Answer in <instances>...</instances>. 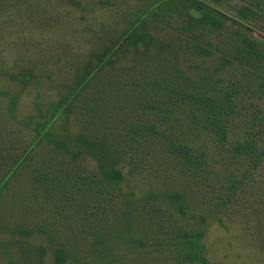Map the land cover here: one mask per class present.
<instances>
[{"label": "rangeland", "instance_id": "374dc122", "mask_svg": "<svg viewBox=\"0 0 264 264\" xmlns=\"http://www.w3.org/2000/svg\"><path fill=\"white\" fill-rule=\"evenodd\" d=\"M145 1L0 0V264H264V164L222 205L169 158L148 152L145 164H128L127 156L110 147L124 122L109 129L112 117H106L99 125L111 139L106 147L113 149L99 157L87 146L94 132L87 126L88 109L74 103L65 112L53 111L88 65L95 66L104 44L129 21V12ZM240 29L264 41L258 26L252 32ZM153 31L166 35L157 25ZM214 42L213 54L182 56L181 68L207 90L228 78L242 80L244 112L253 114L255 101L263 107L260 72L246 63L241 69V57L230 58L233 52L219 39ZM155 53L156 48L134 53L115 66L145 65L141 69L149 74L161 62ZM110 80L98 76L88 90ZM103 90V99H112ZM210 152L209 163L220 170V154L215 147ZM100 158L122 171V181L110 187L105 179L102 183ZM55 165L77 166V175L68 177ZM36 170L43 171L46 184L34 182ZM92 171L104 193L89 187ZM184 232L197 240L194 249L202 259L184 258L189 253Z\"/></svg>", "mask_w": 264, "mask_h": 264}, {"label": "trees", "instance_id": "16d2710c", "mask_svg": "<svg viewBox=\"0 0 264 264\" xmlns=\"http://www.w3.org/2000/svg\"><path fill=\"white\" fill-rule=\"evenodd\" d=\"M147 1L141 9L129 12V21L117 36L104 44L95 66L88 65L77 85L62 97L53 111L65 112L74 103H79L81 109H88L87 126L94 130L89 131L93 142L87 146L95 147L99 157L106 149L113 154L116 146L121 152L119 156H127L128 164L133 168L148 161V152L169 158L180 165V173L201 183L205 191L216 194L222 205L228 204L264 164V99L261 100L263 107L255 101V112L247 116L244 112L246 100L238 89L243 87L242 80L228 78L217 88L202 89L188 70L181 68V58L213 54L214 38H217L221 47L233 52L230 58L241 57L240 68L246 63L260 72L258 90L264 95V41L240 29L243 27L252 32L254 26H258L264 30V0H241L239 5H233L234 0ZM156 25L167 36L154 32ZM215 47L220 48L219 45ZM155 48L157 61L162 62L156 71L151 69L148 74L146 69H141L145 65L136 70L126 64L115 66L119 59L124 60L134 53L145 55ZM230 58L221 57L224 63L238 65ZM153 75L160 76V80ZM98 76L111 80L105 86L99 84L88 90ZM103 87L109 94L111 92L112 99H103L106 95ZM127 107L131 111L123 112ZM106 117H112L109 129L116 126L115 123H125L123 130L114 131L115 144L110 146L113 149L106 147L111 139L99 128L106 124ZM213 147L221 156L220 170L209 163ZM71 153L76 154L72 150ZM109 157L113 158L110 154ZM101 161L102 183L105 179L106 186L110 187V183L122 181L123 173L119 168ZM55 166L68 177L77 175V166ZM91 174L86 179L91 190L104 193L105 187H99L98 174L94 171ZM43 177H46L43 171L34 172L35 183L46 184ZM204 198H207L206 194ZM207 200L210 201V197ZM88 216L86 212L85 217ZM181 236L189 247L184 258L202 259L194 249L197 240L193 235L184 232Z\"/></svg>", "mask_w": 264, "mask_h": 264}]
</instances>
